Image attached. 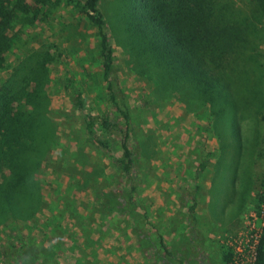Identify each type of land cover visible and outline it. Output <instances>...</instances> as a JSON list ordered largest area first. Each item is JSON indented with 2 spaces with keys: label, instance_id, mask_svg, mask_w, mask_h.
<instances>
[{
  "label": "rangeland",
  "instance_id": "374dc122",
  "mask_svg": "<svg viewBox=\"0 0 264 264\" xmlns=\"http://www.w3.org/2000/svg\"><path fill=\"white\" fill-rule=\"evenodd\" d=\"M82 1H4L12 18L3 32L0 140L7 125L26 121L14 161L36 168L27 179L0 170L1 187L12 182L9 203L0 195V264H43L42 240L52 231L44 221L67 216L86 229L100 220L104 242L117 225L126 238L112 251L123 247L128 259L111 264L134 263L139 246L154 254L146 262L175 264L166 241L184 264H226L228 243L264 189V10L256 0H208L207 10L204 0H143L157 14L184 18L207 70L225 83L203 93L132 39L126 0H99L126 122L108 103L99 32ZM105 114L128 130V173L118 163L122 133L102 127Z\"/></svg>",
  "mask_w": 264,
  "mask_h": 264
},
{
  "label": "trees",
  "instance_id": "16d2710c",
  "mask_svg": "<svg viewBox=\"0 0 264 264\" xmlns=\"http://www.w3.org/2000/svg\"><path fill=\"white\" fill-rule=\"evenodd\" d=\"M4 1L5 0H0V66L3 63L2 52L9 47V43L3 32L8 28L9 19L12 18L10 11H8L4 5ZM126 1L130 18L127 31L130 32V36L133 40L138 41L142 50L150 53L157 61L174 73L184 75L191 84L195 85L203 93L215 92L219 87L225 88V83L222 78L207 70L203 61V51L199 50L197 44L194 42L196 38L193 41L191 37L185 34L183 29L184 18L179 15H177L178 18H175L168 14H157L150 5H144L145 1L143 0ZM256 1L258 6L264 10V0ZM204 2L205 10H207L209 8L207 4L208 0H204ZM98 3L99 0H83L82 11L99 32L102 76L106 83L108 103L112 108L117 110L127 122V113L120 109L110 80V70L113 64V50L109 45L108 35L103 30V15L99 10ZM260 118L264 122V113ZM99 121L104 129H114L122 133L121 148L123 159L118 161V163L121 165L122 171L128 173L134 165V158L133 152L127 144V128L125 130L120 129L119 125L112 121L108 114L99 117ZM21 122L15 127L7 125L2 130L0 155L5 153L8 158L5 157L7 161L3 162L2 165L0 164V170H3V168L10 169L14 175H22V172H25L23 175L24 178L27 179L28 174L35 170L36 164L23 162L21 160H19L20 162L14 161L16 155L22 151L19 135L22 131L28 129L27 122ZM92 127L93 121H89L86 125V130L89 134H91ZM88 140L99 148H107L106 144L100 139L89 138ZM204 168L205 163L202 162L198 171L201 172ZM21 177L16 178L15 181H20L19 179H21ZM261 187H263V184ZM11 191L12 182L8 183L5 188H2L0 185V195L2 198L5 197L8 203L9 196H7V194ZM261 200L262 194L258 193L256 196V204L258 205ZM8 205L9 204H7V206ZM162 246L164 245L162 244ZM230 256L231 254L229 251L223 254V260L226 264L229 262ZM44 257L45 254L42 255V260ZM43 264L47 263L43 260ZM52 264L56 263L52 262ZM256 264H264V234L257 249Z\"/></svg>",
  "mask_w": 264,
  "mask_h": 264
},
{
  "label": "crops",
  "instance_id": "0c3cea01",
  "mask_svg": "<svg viewBox=\"0 0 264 264\" xmlns=\"http://www.w3.org/2000/svg\"><path fill=\"white\" fill-rule=\"evenodd\" d=\"M83 209L80 208V210L83 211L80 212V214L86 218L89 213L86 209ZM75 210H78V208ZM54 211L58 212V210ZM64 220H69L68 216L62 219V221ZM58 221L59 220L44 221V223L46 222L44 231L46 232L48 229L52 230L50 232L51 237H48L47 241L44 239L42 240V247L45 249V257L43 260L47 264H52V262L56 264H86L87 261L95 260L102 261L103 264H111L116 260V263H118L122 255L127 256L125 259H128V255L123 252V247H121L122 250L120 252L119 250L115 253L112 251L116 246L119 247L120 242L123 243L124 238H126L125 234L120 233L117 225H115V228L111 231L112 235L110 238H106L104 242L102 241L103 237L98 228L101 221L98 219H95L96 222L90 221L92 225L88 227V229H86L85 225L78 226L74 218H72V220L70 219L69 222L65 224H63L64 222L62 221ZM87 232H89L91 236H89L88 239H86ZM166 242V247L170 248L168 249L169 251L166 252V256L171 258L175 264H184L183 262H186L185 259H181L182 261L177 259L175 257L177 253L173 251V245L170 244L169 241ZM108 249H110V251ZM189 254L191 253L189 252ZM153 256L154 254L144 255L139 246L133 255L134 263L132 264H150L146 262V260ZM122 264H124L123 261Z\"/></svg>",
  "mask_w": 264,
  "mask_h": 264
},
{
  "label": "built area",
  "instance_id": "2783aa9c",
  "mask_svg": "<svg viewBox=\"0 0 264 264\" xmlns=\"http://www.w3.org/2000/svg\"><path fill=\"white\" fill-rule=\"evenodd\" d=\"M264 234V189L257 208L246 217L244 228L228 243L230 259L228 264H256L257 249Z\"/></svg>",
  "mask_w": 264,
  "mask_h": 264
}]
</instances>
